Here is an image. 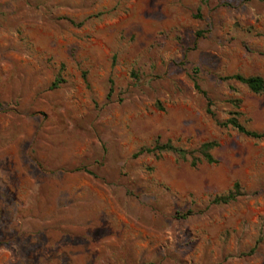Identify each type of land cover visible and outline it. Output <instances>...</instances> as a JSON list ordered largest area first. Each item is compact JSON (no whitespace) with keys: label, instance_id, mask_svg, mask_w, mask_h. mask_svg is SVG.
I'll return each mask as SVG.
<instances>
[{"label":"rangeland","instance_id":"1","mask_svg":"<svg viewBox=\"0 0 264 264\" xmlns=\"http://www.w3.org/2000/svg\"><path fill=\"white\" fill-rule=\"evenodd\" d=\"M236 73L264 78L261 0H0V264H264V140L223 124L239 101L264 131V93ZM156 141L194 152L135 156Z\"/></svg>","mask_w":264,"mask_h":264},{"label":"trees","instance_id":"2","mask_svg":"<svg viewBox=\"0 0 264 264\" xmlns=\"http://www.w3.org/2000/svg\"><path fill=\"white\" fill-rule=\"evenodd\" d=\"M264 2V0H261ZM222 80H236L240 83L247 85L250 91L254 93H264V78L260 75H250L245 76L240 73H236L230 76H223L221 77ZM64 80L60 77L56 81H54L51 87L55 88L63 82ZM194 85L197 89H199V85L197 83V77L193 75ZM212 101L210 99L207 100V112L213 113L212 110ZM239 108V101L233 102V110L230 112V117L223 123L225 126H229L239 133H242L250 138L253 139H263L264 140V131H255L246 128L239 120L240 112ZM217 146V142L215 141H207L202 143L195 152L199 153L198 157L192 158L191 164L195 165L198 162H207L213 163L215 161L214 157L212 156V149ZM163 152H173L176 153L179 157L186 159L189 155H192L194 151H189L181 147L175 146L171 141L160 142L156 141L154 144L150 146H143L141 147L135 154V156L140 155L142 153H151V154H161ZM239 195H241L240 186L238 183L234 185L233 190L229 191L228 193L218 195L213 198L212 203L214 204H227L232 201H235ZM192 212L187 210L183 213H178L179 217H187Z\"/></svg>","mask_w":264,"mask_h":264}]
</instances>
